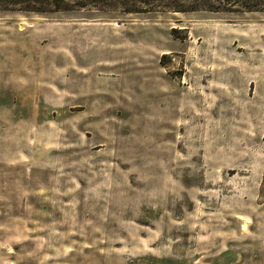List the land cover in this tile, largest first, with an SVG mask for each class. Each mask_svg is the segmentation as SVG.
<instances>
[{"label": "rangeland", "instance_id": "obj_1", "mask_svg": "<svg viewBox=\"0 0 264 264\" xmlns=\"http://www.w3.org/2000/svg\"><path fill=\"white\" fill-rule=\"evenodd\" d=\"M0 10V264H264V7Z\"/></svg>", "mask_w": 264, "mask_h": 264}, {"label": "trees", "instance_id": "obj_2", "mask_svg": "<svg viewBox=\"0 0 264 264\" xmlns=\"http://www.w3.org/2000/svg\"><path fill=\"white\" fill-rule=\"evenodd\" d=\"M61 0H0V10H22L27 12H56L61 10ZM249 11H263L264 0H244ZM261 6V7H260Z\"/></svg>", "mask_w": 264, "mask_h": 264}]
</instances>
